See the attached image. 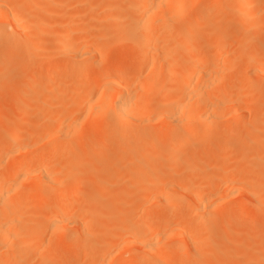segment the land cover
<instances>
[{"label":"bare ground","instance_id":"obj_1","mask_svg":"<svg viewBox=\"0 0 264 264\" xmlns=\"http://www.w3.org/2000/svg\"><path fill=\"white\" fill-rule=\"evenodd\" d=\"M48 1L51 3L53 2V5L56 3V6L58 4L61 5V7H63L65 10L62 13L59 10V12L56 14L55 12L57 10H54L50 4H46ZM71 1L73 4L68 3L65 8L64 6L68 2L67 0H0V76L2 75L4 64H7L8 60H11L13 57L28 58V56L33 55L36 49H40L42 46L46 45L43 50L45 51V49H47L49 46V51L46 50V54L40 55L38 62H49L50 68L47 73V79H59L60 82L59 87H56L55 84V86H53L52 84L47 83L42 91H30L27 100H23L21 103L19 102L17 104L12 103L10 107L7 106V108L9 107L8 109L6 108L7 112L5 108H0V122L6 121V118L8 119V114L11 117L12 113L10 112L13 111L12 108L16 110H14L15 112L37 117V122L28 128L21 127L17 120H15L16 122L13 121V118H11L12 120L8 119L10 121L9 126L6 127L5 130L3 129L0 131V154L9 155L11 152V147L18 146L23 140H26L28 145L29 143L31 144L32 141L34 142L36 140H38L37 143L41 144V148L37 149L31 155L25 153L28 151V148H30H27V144V146H24L27 148V150H22V148L15 147L19 148L20 151H23V153H20H25L23 157H21V160L13 159L5 165L0 164V264H11L13 262V258L15 261L18 259V257L22 256L20 255V247H17L16 249L13 247L15 246L14 244L16 241L20 239V241H22V239L30 238L28 244L26 243L24 247L35 244L36 238L43 233L40 220L45 217H47L48 220L47 226L51 225L52 228L59 229L63 225L67 226L70 224L78 230L77 238H74L69 242H65V240H63L61 244L59 243V245L58 238L60 240L61 234H56V237H58L56 238L57 242L55 243L57 244L53 246V252L58 254H61L60 252L63 251L67 252L68 257L70 256L78 258L76 264H89L91 262V259L89 258L90 256L88 254L83 252L81 254L80 252V255L77 253V251L70 254L67 250L69 247L76 249L80 247L83 242L87 241L84 236V232L90 226L88 221L83 216L84 211L79 212L77 210V207L74 204L75 201H72V195L83 189L86 178L94 179L96 174L102 175V167H98L99 169L101 168L100 170L96 169L97 171H95L92 169L87 173L80 171V167L82 166V157L86 152V146L84 147L85 149L79 151L78 161L71 163L63 169H60L59 166L58 168H55L59 171L54 173V177L51 175L53 174L52 172L49 173L47 171V165L49 163L57 159L59 155L69 151L66 141L71 140V137L70 139L67 137L69 135L72 136L74 134L80 133L81 131L84 134L96 133L97 135L104 137L101 141L98 140L91 147V151L96 156L100 157V155L106 153L109 151V149L111 150L113 146L119 147L118 163L120 167L118 169H113L111 173H109L104 178L106 185L108 184L110 187L113 186V176H123L122 174H127L125 176H128L129 174L132 175L135 173L146 175L143 177L145 178V184H143L144 186L140 188V185H137L140 189L138 188L139 191L137 193L135 192L137 194L135 200H137V197H140L139 192L142 189H144L143 197L146 198L143 204L146 212L144 210L140 219L136 214V219L141 221L139 222L138 220L136 221L137 223H133L136 215L132 214L131 212L133 209L131 208V203L126 202L124 204L125 207H129L128 210L123 206V203L120 200L117 202V204L113 206L110 205L111 207L109 209L107 208V218L109 221H111L110 224L113 222V225L111 226H114L115 229L111 226H107L109 221L107 222L106 227H110V229L114 231L112 233V238H115L117 241H115V239H111L112 241L101 244L98 247V250H101L100 253L98 251L99 257L101 255L102 258L106 260V250L108 248L110 250H114L112 245L116 244L115 247H117L118 243L121 242L120 239L126 237L124 239L125 241L121 242L123 244V250H125V247L127 249V246L129 248L132 244H134L139 248L140 254H131L130 251V255L126 254L128 256H125V253L127 252L126 251L123 255H120L121 257L118 256L120 258L119 260L115 262H111L112 259L110 261L109 259L106 261L102 260V264H132L133 258L137 259L135 264H180L186 255H189L190 253L198 254L201 247L204 246L203 242L207 241L206 239L209 236L216 233L213 223L215 221V216L219 211L229 208V211L224 213L223 224L225 226L234 222L235 226L240 229L245 225L246 217L243 213L245 209L244 205L241 203L237 204L238 202L235 203L233 201V198L237 193L241 194L240 192H248L247 194L250 193L251 200L254 204L257 205L260 203L258 191L251 192L252 190L245 188L246 191L241 189L239 192L245 181L244 178L236 177L234 180L229 182L227 181V174L230 172L228 173V171H225V167H227L228 164L231 166V163L233 164L234 161L230 163L231 159L226 157L228 155L225 156V154H227L226 151H224L225 154L223 155L219 154V157L222 156L226 157L227 159H223L222 164H219L221 162L219 161L217 165L225 166L224 168L222 167L225 174H219L221 169L219 172L216 170L217 173H210V171H208L209 169L207 170L208 173L203 171V167L201 168L199 164L204 162L207 164V159L211 157L212 153L211 151L206 152L205 147L208 144L212 145L214 140H210L208 142L202 140L200 141L199 127H203V132L206 134L212 132L218 126L221 127L219 140L221 141L223 148L233 146L234 148L236 147L241 151V148L244 144L250 146L252 143L256 142V138L259 137L258 135H255L256 138L254 137L255 139H253L254 135L251 137V134L248 133L247 135L245 134L242 139L235 140L234 134L242 131L244 132V130L246 131V124H244L246 123L244 119L245 116L253 115L259 113L260 111L263 112L260 108V105L254 102L251 96H248L247 98L243 95V93L249 92L250 94L251 91L264 87V82L262 80L263 78H261L264 76V62L262 61L263 65L260 64L261 62H255L262 66H255L256 64L254 65L252 63L251 65H254L255 67H252L251 65L250 67H247L252 72V75L256 78L252 84H250L251 82L249 83V80L247 81L246 79V83H240L239 86H236L240 88L236 89H239L237 93L231 94L230 92L229 94V91L226 92L225 88H222L221 85H219L221 88L217 87H219L218 83H221V80H223L224 77L229 73V64L232 63L234 59V54L232 52L229 54V51L232 50L230 47L238 44L239 48L241 47L242 49L244 46L250 43L252 51L257 50L260 47L263 48L264 42L262 38L264 37L262 36L264 32L261 33V31L264 30L255 32V30L250 31L248 27H246L247 30L242 29L244 30L243 33H245H240L242 34V36L239 37L240 39L237 37L240 42H238V40L237 42H235L236 40L233 42L231 36L234 33H231L229 31L231 29L229 28V30L214 31L213 25H215V22H226V8L228 5V7H230V3H228L226 6L224 0H206L203 7L192 13V16L191 12L193 11L189 10V2L191 0H125V2L123 0L121 3L124 2L125 4L112 5L108 3L105 5V7L116 12L120 9L122 10L121 12H124L126 7H129L133 9L135 13L133 16L135 18H132L133 16L130 17L129 24L131 25H127L125 28H128V31L125 30L123 39L120 37L121 31L118 28H115L113 38H110L109 36L105 37L107 38L105 39L103 38L104 35L102 32L98 33V31L93 28L96 26L90 27V22L88 24L86 22V24H83V20H81L83 22L82 23L81 21L75 19L76 16L74 17L70 13H64L65 11L67 12L69 7L73 8L71 5H74V3L78 0ZM263 3L262 5L264 6ZM62 4H64V6ZM47 5L52 7L50 8L53 12H51ZM81 5L85 6L84 4ZM91 5L95 6L93 2ZM91 5L89 4V6ZM122 5L126 6L123 7L124 10L121 7ZM75 6H77L76 3L74 8ZM92 7L93 6H91V8ZM76 8H78V6ZM102 8H104V5ZM231 8L232 7H230V9ZM116 12L114 13L116 14ZM82 13L79 15H82ZM108 13H106V15H108ZM76 14L77 11H75V15ZM103 14L105 15V13ZM115 14L114 17H116ZM85 15L88 16L86 13ZM189 15L191 16L190 18H188ZM53 16H58L57 18H59V20L54 21L51 18ZM131 18L134 19V21H132ZM175 20H184L181 26L176 27L178 35L182 37H190V39L184 45L185 49L193 52L198 45L197 42L199 43V41H202L200 40L201 38L205 37L206 39L207 36L216 32L218 35V41H220L222 44V51L220 53L221 55L212 56L210 60H207L205 56L204 58V54L201 55L203 58H200L193 53L194 55L192 54V57L189 60L191 67L187 69L185 68L181 71L183 78L180 81L177 79L178 73L173 70V77H170L166 81L167 88L165 91H161V100L163 101L162 103L165 107L160 109L154 107V112L153 105L150 106L149 104L153 103L152 100L156 94L154 93L152 96L151 89L155 87L154 85L161 86L163 81L155 78L157 75L154 76L153 73H151L155 62L158 61H156L157 58L154 55L148 54L147 49H149V47L150 49L153 47V50L156 48L160 49L162 47L161 44L165 43L163 41H172L171 36L174 31L171 27L173 26L171 23ZM232 22H229L230 25ZM218 23L216 24L218 25ZM53 24L56 25H54L55 27H58L57 31H55L56 28L53 30L55 31V34H51L52 30L50 31V29L54 26H52L50 29H47L48 31L44 32L45 29L43 27L47 28L48 25L51 26ZM87 25H89L88 27L90 28H88ZM230 25L229 27L232 26ZM37 26L38 28L40 27V29L43 28L44 31L39 30V34L33 37L31 30L34 31L33 28L35 27L36 29ZM130 26L131 28H129ZM164 28H168L169 30L166 35L162 37L160 31L162 32ZM98 30H100V28ZM104 30L105 29L103 28L102 31ZM237 30L239 31L238 28ZM79 34L80 37L78 38ZM30 38H32V40H30ZM105 40L110 42L106 43ZM121 41H125L131 47L139 51L138 55L134 57L133 63H138L143 59L146 60L147 67L150 72L145 73L141 69L133 71L130 77L131 80L133 79L137 81L136 86L138 87L134 86L132 90L129 88L130 85L128 86L130 81L127 83V80L123 76L124 72L127 70L126 66L120 65L117 67H110L106 63L112 46L121 43ZM230 41L232 46L228 47L227 50L226 48ZM245 41L248 43L245 44ZM243 42L244 45H242ZM158 43H161V47ZM165 46L166 49L169 48L168 44H165ZM165 46L160 50H156L161 51L165 48ZM172 46L173 45L170 47L172 48ZM164 51L167 52L166 50ZM163 52H160V54ZM165 55L166 54L164 53V55L162 54L158 58L161 59ZM75 59H83L84 64H80L77 67L72 66L66 70H63L61 73L59 72L57 68L58 63L62 61H73L72 63H74L77 61ZM163 59L165 58H162V60ZM93 62L97 63L93 65ZM42 74L43 73L37 74L33 78H27V84L23 89L29 90L28 83L41 80L43 78ZM211 75L214 76L212 77L214 79H211L214 82L210 80ZM208 80L209 82L216 83L217 87H210V83H207ZM138 82H141V85ZM237 84L238 83H236V85ZM247 84H249V86ZM214 86L216 85L213 84V87ZM244 90L246 92H244ZM157 97L160 96L157 95L156 98ZM173 98H177V100L175 101L174 105L172 104V107L171 105L169 107V103ZM157 100L159 99L157 98ZM156 104L158 103L156 102ZM148 107L151 108L152 111L151 109L149 110ZM226 111H229L230 116L233 118L238 117L241 119H238L234 125H232L231 122H225L224 120V122H222V115L225 114ZM84 120L87 122L85 123ZM242 120H244V122ZM247 120L249 121L250 119ZM252 120L253 119L250 121ZM139 124H142L141 127H143L144 131L143 136H141V142L133 144L131 148L130 145L132 142L126 138V135L130 126L134 127L138 126ZM150 124H154L156 127L157 125L163 127H160L159 129V126L157 128L154 126V129H149L151 128ZM108 125L115 127V130L112 134H109L111 133L109 131H112L113 129L104 130V126L107 127ZM103 127L104 129H102ZM102 132H107V134L105 135ZM232 133L233 135L231 136ZM260 138L263 139L262 137ZM257 140L259 141H257V143H260L261 140H259V138H257ZM155 141H163L165 142V146L161 147V150H157L153 146ZM243 141H245V143H242ZM74 144H72V146H74ZM21 145L23 146V144ZM169 146L171 147L170 150L167 149ZM184 146H190L192 148V161H189L187 164H181L178 162L170 164L168 159L169 151L177 152ZM254 146L255 144L252 145V147ZM55 148H59L60 153L55 155L50 154ZM12 149L14 150V148ZM248 149L250 150L251 147ZM252 150L253 149H251V152H254ZM244 151L247 152V149ZM28 153L30 152L28 151ZM261 154L258 153V157L256 156L257 159L254 160L255 163H257L259 160L258 158L262 159L263 155L261 156ZM8 155L6 156L8 157ZM254 155L255 152L254 154L252 153L249 155V157L251 156V161H253V158H255L253 157ZM12 158L13 157L10 156V160ZM225 160L227 162L229 160L227 165L224 164ZM210 162L213 161L211 160ZM210 162H208V165H206L207 168L213 163L215 164L217 161L215 160L211 165H209ZM133 163H137L138 167L133 168ZM61 164L63 165L64 161L61 162ZM234 165L235 162L233 166ZM182 166L186 168L183 173L178 174L177 170ZM246 166H249V164ZM258 169L256 171H258ZM261 172L263 173V170H261L260 173ZM257 173L259 174V172ZM30 174H33L35 176H33L34 179L36 178L38 181H29ZM69 174H78V177L70 182V192L72 193L67 196L68 203L66 202L65 205H57L56 203V206L58 207L53 206L52 209L48 206H46V208L43 206L44 210L42 209L39 212H35V210L34 213L36 214H32L30 216L27 215L28 212H26L27 214L25 213L26 210L24 211L23 207V204L25 203L24 194H27L26 191H24L27 190L25 187L28 186L27 191L29 192L41 191L46 187H52V185L55 183V176H57L60 181L64 182L69 179ZM81 174L87 175L85 176ZM220 175L225 177V185L229 184L228 186L225 187V185L222 186L221 184V186L217 185V180ZM143 178H140L141 181H139L142 182ZM58 181H56L57 184ZM24 183H26L27 186ZM251 183L250 185H252ZM219 187L224 189L221 190ZM108 195L112 197V195ZM183 197L188 198V203L184 201ZM127 204H131V206ZM160 206H171L172 209L165 212L158 209ZM181 207H187L188 214L177 215L175 213V209ZM231 208H238L240 213L234 214L232 211H230ZM30 212L32 211L30 210ZM103 212H105V210H103ZM38 219L40 220L38 221ZM114 224H116L117 227H115L116 225ZM155 224L157 226L156 228L151 227ZM147 225L148 228L144 229V226L147 227ZM197 231H202L203 233L206 232L204 234H208L209 236L194 238L193 235L195 236V234L193 233ZM104 234L105 233L102 231H99V235ZM129 238L131 239V242L128 240ZM88 243L89 246H93L91 241H88ZM110 250H107V253ZM123 250L121 247H119L117 251L121 253ZM203 252H208L205 249V246ZM65 254L66 253H64V255ZM104 254L105 256H103ZM118 254L119 253H117V255ZM216 254L223 256V259L225 260L224 257L230 258V256L240 255V250L236 248L224 249L223 246L221 251H216ZM244 254H246V252ZM251 257L254 260L255 257ZM109 258H113V256H110ZM170 258L173 259L170 260ZM220 261L222 262V260ZM97 262H99V260H97ZM47 264H64V262L56 260Z\"/></svg>","mask_w":264,"mask_h":264},{"label":"rangeland","instance_id":"obj_2","mask_svg":"<svg viewBox=\"0 0 264 264\" xmlns=\"http://www.w3.org/2000/svg\"><path fill=\"white\" fill-rule=\"evenodd\" d=\"M67 1L68 2H67V4H65V6H64V4H62L65 8L68 5V3L69 4L72 3L71 0H67ZM78 1H80V0H78ZM122 1L123 0H121V1L120 0H93V1L92 0H82L79 3L75 2L77 4L78 8H76L77 6H75V8H74V5H75V3H74V5H71V6H73V8L69 7L70 10L68 8L67 12L65 11L64 13L65 14L70 13L72 16H74V17L76 16L75 17L76 20H79V21L83 20L84 23L81 21L83 24H86V23L88 24L90 22L89 23L90 27L96 26L97 29H96V27H93V28L96 31H98V33L102 32V34L104 35L103 38L109 37V36H110V38H113L114 37L113 36L114 30H115V28H118L121 31L120 37L123 39L124 34H125V30L128 31L127 30L128 28L127 29H125V28L127 27V25L128 26L131 25V24H129L130 23V17L135 15L133 9H131L129 7L127 8L125 5H122L121 6L122 9H123V7H126V10L123 9L124 12H121L122 10L120 9L116 12V11H113V10L105 7V5L108 3L112 4V5H117V4L121 5L125 2V0L123 3H121ZM188 1H190V0H188ZM224 1L226 3V6L228 3H230V7H232L231 8L232 10L230 9V7H228L229 6L228 5L226 8L227 12L225 13L226 22L225 21H220L221 23L219 21H218L219 23L215 22L214 24L217 25L216 23H218V25L217 26L213 25L214 31H219V30L223 31V30L231 29L229 31L231 33H234L231 36V38L233 39V42L235 40H236L235 42H237V40L240 39L239 37L242 36V34H240V33H243L244 30H247L246 27H248V29L250 31L255 30V32H260L261 30H264V6L262 5V3L264 2L263 0H224ZM92 2L95 4V6L91 5ZM205 2H206V0H191L189 2L190 3V5H189L190 9L189 10L193 11V12H191V16L193 15L192 13H194L195 11L202 8L203 5L205 4ZM52 3L49 1L46 2V4H50L54 8V10H57L55 12L56 14H57V12H59V10L61 13L65 10V9H63V7H61V5L58 4L56 6L55 5L56 3H54V5ZM86 3H87V6H89V4H90L93 7L91 8V6H89L88 8H86L87 7ZM81 4H84L85 6H83ZM79 5H81V6H79ZM103 5H104V8H102ZM47 6L49 8L51 7L49 5H47ZM51 8H50V10H51ZM75 11H77L76 15H75ZM51 12H53V11L51 10ZM114 12H116V14ZM80 13H82V15H79ZM85 13L88 16H86ZM103 13H105V15ZM106 13H108V15H106ZM121 13H124V14H121ZM114 14L116 15V17H114ZM122 15H124V16H122ZM91 16H93L94 18ZM191 16L189 15L188 18H190ZM57 17L58 16H56V17L53 16L51 18L54 21H56V20H59V18H57ZM90 17H91V19H90ZM132 18H135V17L133 16ZM132 18H131V20L134 21V19H132ZM88 20H90V21H88ZM132 21H131V23H132ZM187 21H189V20H187ZM230 21L231 22L233 21L231 23V25L233 27L230 25V23H229ZM183 22H184V20H175L174 22L171 23L173 26H171V25L170 26L172 27V29L174 31V33L171 36L172 41L171 40H170V42L168 40L163 41L165 43H162V44L160 43L162 45V47L158 43L161 48H163L165 46V44H168V47H169L168 49H166L167 45L161 51H157V50H160L161 48L160 49L156 48L157 50L154 48L155 50H153L152 49L153 47H151V49L149 47V49H147V52L149 55H154L158 59V60L156 59V61H158V62H155L151 73H153L154 76H156V75L158 76V77L156 76L155 78L159 79L160 81H163V83H161V86L160 85H158V86L154 85L155 87H153L151 89V91H152L151 95L154 93L156 94V95H154V99L152 100L153 103L154 102L155 103L149 104L150 106L153 105V108L157 107L158 109H160V108L165 107V106H163V103H162L163 101L161 100V91L163 92L167 88V84H166L167 79H169L170 77H173L172 72L174 70L175 72L178 73L177 79H178V81H180L183 78L181 75V71L184 70L185 68L187 69V68L191 67L189 60L191 59L193 53L196 54V56L200 57V58L202 57L201 55L204 54L203 57L205 56L207 58V60L208 59L210 60L212 58V56L221 55L220 53L222 51L221 50L222 44L220 41H218V35L216 32L213 34H210L211 35V36L209 35L210 38H209V36H207L206 39H205V37L201 38L200 40H202V41H199V43L197 42L198 45L193 52H190L189 50L185 49L184 45L187 43V41L190 39V37H182V36L178 35V31L176 29V27L181 26L183 24ZM53 23H55V22H53ZM97 23H98V25H97ZM54 25L55 24H53L51 26L48 25L49 28H48V26H47V28L43 27L45 29V31L43 28L40 29V27L38 28V26H37L36 29H35V27L33 28L34 31L31 30L32 32L31 31L30 32L32 33V36L34 37V36L39 34V30L40 31L43 30L44 32H46V31H48L47 29H50ZM229 25L232 28L229 27ZM55 26L50 29V31L52 30L51 34H53L55 31H57L58 27H55ZM88 26L89 25H87V27ZM234 26L236 29L234 28ZM90 27H88V28H90ZM99 28H100V30H98ZM103 28L105 29L104 31H102ZM129 28H131V26ZM219 28H221V29H219ZM237 28L239 29V31L237 30ZM54 29H55V31H53ZM242 29H244V30H242ZM106 30H107V32H106ZM109 30H110V32H109ZM168 30H169L168 28H164L162 30V32L160 31V34L162 35V37L166 35ZM163 31H164V34H163ZM263 32L264 31H261V33H263ZM261 36H262V34H261ZM79 37H80V34L78 35V38ZM237 37H238V39H237ZM262 37H264V33H263ZM105 39H107V38H105ZM262 39L264 42V38H262ZM30 40H32V38H30ZM105 41H106V43H109L111 41V39L109 42H107V40H105ZM105 41H103V42H105ZM174 41L176 42V44ZM238 42H240V41L238 40ZM246 43H248V42L245 41V44ZM158 44H157V47H158ZM0 45H1V42H0ZM171 45H173V46L177 45V46H175V47L172 46V48H171L170 47ZM242 45H244V42L242 43ZM230 46H232L231 41L229 42V45L227 46L226 49L228 50V47H230ZM233 46L230 47L232 50L229 51V54H231V52L234 54L233 62L229 64V73L224 77L223 80H221V83H218V86L221 85L222 88H225L226 92L229 91V94H230V92H231V94L237 93V91H239L240 88L236 87V86H239L240 83H244L246 81V79H247V81L249 80L248 81L249 83L251 82L250 84H252V82H254L256 77L252 75V72L247 67H250V65L252 63L254 65L256 64L255 66H257V65L262 66L263 65L262 61L264 62V47L263 48L260 47L257 50L252 51L250 43L247 44L246 46H244V48H242V49H241V47L239 48L238 44H236L234 47ZM42 47L40 49L39 48L36 49V51L33 53V55L28 56V58L27 57L26 58L13 57L11 60L7 61V64H4V68L2 70V75L0 76V81H1L0 82V108L6 109L7 106L10 107L12 103L17 104L19 102L21 103L23 100H27L28 94L30 93V91L31 92H33L35 90L42 91L43 88L47 85V83H50L53 86L56 85V87H59V84H60L59 79H55V80H48L47 79V73H48L49 68H50L49 62H47V61L38 62L39 56L46 54L47 51H49L48 50L49 46L47 47V49H45V51L43 49L46 47V45L42 46ZM235 47H236V49H235ZM164 50H166L167 52H165ZM138 52H139L138 50L131 47L125 41H121V43L115 44L112 46V48L109 52L108 58H107V62H106L110 67H117L120 65L126 66L127 70L124 72L123 76L127 80V83L130 81L128 83V86L129 85L131 86V87L129 86V88L131 90L133 89L134 86L138 87V86H136L137 81H135L133 79L131 80V77H130L131 73L133 71H137V70L141 69L145 73H150L148 70V67H147L146 60L143 59L142 61H140L138 63H133V59H134V57H136L138 55ZM160 52H163L162 53L163 55H164V53L166 54L163 57L161 56L162 58H165V59L162 60V58L161 59L158 58V57H160V55H162V54H160ZM75 60H77V61H75ZM75 60H74L75 61L74 63H72L73 61L72 62L62 61V62L58 63L57 68H58L59 72L61 73L63 70H66L72 66L77 67L80 64L81 65L84 64L83 59H75ZM82 60H83V62L81 63ZM255 62H261L260 64H262V65H259L258 63H255ZM0 63H1V60H0ZM75 63L78 65H76ZM95 63H97V62H93L92 64L95 65ZM254 65H251V66L255 67ZM40 73H43L42 74L43 78L41 80L28 83V89L29 90L23 89L27 84L26 83L27 78H33L37 74H40ZM210 77H211L210 80L214 79V78H212V77H214L213 75H211ZM261 78H263L262 80L264 82V76H262ZM211 81H213V80H211ZM208 82H209V80L207 81V83ZM209 83H210V87H212V88L217 87L216 83H212V82H209ZM236 83H238V84L236 85ZM139 84L141 85V82ZM213 84L216 86L213 87ZM247 85L249 86V84H247ZM221 87L219 86L217 88H221ZM174 88H176V87H174ZM237 88H239V89L236 90ZM25 90L27 91V93ZM245 90H244V92H246ZM242 93H243V91H242ZM247 93H243V95L247 98H248V96L249 97L251 96L253 98L254 102H256L258 105H260V108L262 109L263 112L260 111L259 113L249 115L250 117L245 116L244 119H245L246 123H244V124H246V126H245L246 131L244 130V132L242 131V132L235 133L234 134L235 140L242 139L245 134L247 135L249 133V134H251V137L254 135L253 139L256 138L255 135H258L259 137H257V138H259V140H261L260 143H257L258 140L256 138V142L252 143L250 146L249 145L247 146L246 144H244L243 147L241 148V151L239 149H237L236 147L234 148L233 146L223 148V145H222L221 141L219 140V134L221 133L220 132L221 127H219V126L216 127L212 132H210L208 134L203 132V127H199V140L200 141L202 140V141L208 142L210 140H214V143L212 145L208 144L205 147L206 152H209V151L212 152L211 157L209 159H207V164L204 162L205 164L201 163V164H199V166L201 168L203 167L202 168L203 171H206L207 173H208V171H210V173H214V172H216V170H217V172H219V170L221 169L219 174H222V173L225 174V172L223 171L224 169H222V167L224 168L225 166L219 165L220 166V168H219V166H217V165H218L219 161H221L219 164H222L223 159H225L226 157H229V159H231L230 163L234 161L235 165L233 166V164H234V162H233V164L231 163V166H229V164L227 165L229 160H228V162L225 160L226 163L224 162V164L227 165V167H225V171H228V173L230 172L229 174H227V172H226V174L228 176L227 181L229 182L231 180H234L236 177L244 178L245 181L242 185V188H240L239 192L241 191V189L245 190V188L252 190L251 192L258 191L259 193L258 192L257 193L259 194V202L260 203L257 205L254 204L253 201L251 200L250 193L247 194L248 192H246V193L240 192L241 194L237 193L234 196L233 201L235 203L238 202L237 204L241 203L244 205L245 209H244L243 213L246 217L245 225L240 229H238L235 226L234 222H232V224L230 223V225L228 224L227 226H225L223 224L224 213L229 211V208H225L223 211H219L216 214L215 221L213 223L215 226V232L216 233L212 234L211 236H209L208 234H204L206 232L203 233L202 231H197V232L193 233V234H195V236L193 235L194 238L209 236L206 239L207 241L203 242V245L205 246V249L208 252L207 253L203 252V250H204V246H203V247H201L202 250L200 249V252H198V254L190 253L189 255H186L180 264H220V263L221 264H264V174H263L264 173V161H263V157H264V87H261V89L251 91L250 94H249V92H247ZM157 95L160 96V97H157L159 100H157V98H156ZM173 99H174V102H173ZM173 99L169 103V107H170V105L172 107L174 105L175 101L177 100V98H173ZM156 102L158 104H156ZM160 103H162V104H160ZM149 105H147V106H149ZM160 106H162V107H160ZM155 108H154V112H155ZM7 109H6V112H7ZM12 109H13V111L15 110L14 108H12ZM150 109L151 108H149V110ZM13 111L10 112V113H12L11 117L9 116V114L7 115L6 112H5V114L8 116L9 120H12L11 118L14 119L13 121L17 120V122L19 123V125L21 127L28 128L37 122V117H35V116H31L29 114H22L20 112H15L16 110L14 112ZM151 111H152V109H151ZM228 112L229 111H226V113L222 115L223 116L222 122H224V121L225 122H231V124L234 125L235 122L238 121V119H241L238 117L233 118L232 116H230V112L229 113ZM3 114H4V112H3ZM8 119L6 118V121L0 122V131L3 129L5 130V128L9 126L10 121ZM247 119H250V120L253 119V120L248 121ZM242 121L244 122V120H242ZM84 122L86 123L87 121L84 120ZM22 124H25V125H22ZM111 126L112 125H108L107 127L104 126L105 129H104V127L102 129H104V130H108V129L112 130L113 129L112 131H109V132H111L109 134H112L115 130V127L114 126L111 127ZM141 126H142V124H139L138 126H134V127L133 126L129 127V131H128L129 135L127 133L126 138L131 140V142H132L130 145L131 148H132L133 144L141 142V136H143V132H144L143 127H141ZM150 126H151V128H149V125H148L149 129H152V128L154 129V126H155V128H157L159 125H157V127H156V125L150 124ZM138 127L141 129V131ZM160 127H163V126H159L158 128L160 129ZM107 132L103 133V134L106 135ZM232 135H233V133L231 134V136ZM72 136H73V139H72ZM72 136L69 135L67 138L70 139V137H71V140L66 141V145H67L69 151L66 153H63L64 155L63 154L59 155L60 157L58 156L57 159H55L54 161L49 163L47 165V171L49 173L52 172L53 174H51V175L53 176L55 172L59 171V170L55 169V168H58V166L60 169H63L65 167H67L68 165H70L71 163L78 161L79 151H81L82 149H85L84 147L87 146L86 152L84 153V156H83L84 158L82 157V161H81L82 166L80 167V171H82L83 173H87L92 169L97 171L96 169H99L98 167H102V175L96 174V177L94 179L86 178L83 189L81 191H79L78 193H74L72 195V201L73 202L75 201L74 204L77 207V210L79 212L84 211L83 216L88 221L90 226L84 232V236L87 239V241L83 242V244L76 249L69 247L67 249L68 252L71 254V253H74L75 251H77V253H79V254H80V252H81V254H82V252L85 254H88L90 256L89 258L91 259V262L89 264H94V262L96 264L97 260H99V262H97V264L98 263L102 264V260L106 261L108 259H109V261L112 259L111 262H115V261L119 260L120 259L119 257H121L120 255L121 254L123 255L126 251L127 252L125 253V256H128L126 254L130 255V253L131 254L133 253L135 255H138V253L140 254L139 248L132 243H130V244H132L131 247L128 248V246H127V249L125 247L124 248L125 250H123V248H122L123 244L121 242L125 241L124 239L126 237L121 238L120 239L121 242H119V241H118L119 243L116 242V243H118L117 247H115L116 244L112 245V247H114V250H110L108 248L107 250H110L109 251L110 253L109 252L107 253V250H106V253H105V254H107V256L105 257L106 260L103 259L101 255L99 257L98 251L100 253L101 250L100 249L98 250V247L101 244L107 243V242L115 239V238H112V233L114 231H112L110 229V227H106V224L109 221L107 218V211L111 207L110 205L113 206V205L117 204V202H119V200L123 203V206L126 202L131 203L132 204L131 208H133L131 212H132V214H135V215L137 214L139 219H140L142 213L144 212V210L146 212V209L143 207V204H144L145 199H146L145 197H143V194H144L143 190L144 189H142L139 192L140 197H137V200H135L136 199L135 197L137 196L136 193L139 191V189L141 187L144 186L143 184H145V181H144L145 178H143V177H145L146 175L140 173L142 175V177H141V175L139 173H135L132 175L129 174L128 176H125L127 174H122L123 176H113L112 177L113 186L110 187V185H108V184L106 185L104 178L109 173H111V171L113 169H118L120 167V165L118 163L119 147L113 146V148L111 150L109 149V151L100 155V157H99V156H96L91 151V147L98 140L101 141L104 137L99 136L96 133H91V134L85 133L84 134V133H82V131L80 133L74 134ZM260 137H262L263 139H261ZM23 141L18 146H14V147L12 146L11 150H10L12 153L10 152L9 155L8 154H5V155L0 154V159H1L0 161H2V162H0V164L5 165L6 163H9V161H12L13 159H16V160L20 159L21 160V157H23V155L25 153L28 155H31L37 149L41 148V144L37 143L38 140H36L34 142L32 141V143L31 144L29 143V145H28L26 140L24 141V143H23ZM71 141H72V143H71ZM157 142L155 141L153 146L157 150H161V147L165 146V144H164L165 142H163V141H160L158 143ZM34 143H36V144H34ZM242 143H245V141H243ZM256 143H257V145H256ZM21 144H23V146ZM72 144H74V146H72ZM253 144H255L254 147H252ZM24 146H27V148L30 147V148H28V151L30 153H28V151L27 152L24 151L25 153L22 154L23 153L22 150H27V148ZM15 147L22 148V150L20 151L19 148H15ZM250 147H251V149H253L252 151L255 152V155L253 156L255 158L252 157L253 161L250 160L251 156L249 157L250 154H252V153L254 154V152H251V149L250 150L248 149ZM12 148H14V150ZM170 148H171L170 146L167 147L168 150H170ZM246 149H247V152L244 151ZM54 150H52V152L50 154L55 155V154L60 153L59 148H55ZM224 151H226L227 154H225ZM20 152H22V153H20ZM2 153H4V152H2ZM258 153H260V154L262 153L261 156L262 155L263 156H262V159L258 158L259 160L257 161V163H255L254 160L257 159ZM219 154H221V155L225 154V156L226 155H228V156H226V157L220 156L221 157L220 158ZM240 154H241V157H240ZM6 155H8V157ZM216 155H218V156H216ZM10 156L13 157L11 160H10ZM241 158H242V160H241ZM168 159L170 161V164H172L174 162H178L181 164H187L189 161H192V159H193L192 148L190 146H184L181 150H179L177 152H170L169 151ZM209 160L210 161L212 160L213 162L216 160L217 161V162H215V164L217 163L216 166L213 162H210ZM260 160H261V162H260ZM5 161H7V162H5ZM63 161H64V164L62 165L61 162H63ZM208 162H210L209 165H211L212 163L213 164L211 166H208V168H207L206 165H208ZM247 164H249V166H246ZM90 165H91V167H90ZM102 165H104V166H102ZM213 165H214V167H213ZM132 166H133V168L138 167L137 163H133ZM185 168L186 167L182 166L181 168H179L177 170V173L178 174L183 173ZM258 168H260V169H258ZM257 169H258V171H256ZM51 170H54V171H51ZM259 170L260 171L263 170V173L261 172L262 173L261 174ZM255 171H256V173H255ZM257 172H259V174ZM99 173H101V172H99ZM81 175L86 176L87 174H81ZM29 176H30L29 181L32 180L31 182H33V180L34 181L36 180V178L34 179L35 176L33 174H30ZM31 176H32V179H31ZM55 177H56L54 180L55 183L52 185L53 188L51 186H49L48 188L46 187L41 191H37V192L33 191L34 193L31 191H30L31 193L29 191H27L28 186L26 185V183H24L27 186V187H25L27 190H24V191H26V193L28 195L24 194V202L25 203L23 204V207H24V211L26 210L25 213L28 212V214L26 213L27 215L30 216L32 214H36V213H34V211L35 210H36L35 212L41 211L43 209V206H44V208H46V206H48L49 208L52 209L53 206L58 207V206H56V203H57V205H60V204L65 205L66 202L68 203V199H67L68 197L67 196L70 193H72V192H70L71 191L70 182L73 181L75 178H77L78 174H69L68 175L69 179L64 181V182L60 181L57 178V176H55ZM140 178H143L144 182L143 181L140 182L141 181ZM36 181H38V180H36ZM56 181H58V184L56 183ZM250 183L252 185H250ZM220 184L222 186L225 185V177L222 175H220V177L217 180V185L221 186ZM119 185H120V187H119ZM137 185H140V188ZM228 185H225V187ZM220 189L223 190L224 188L221 187ZM108 194L112 195V197L109 196ZM117 196H118V198H117ZM183 199L186 203H188L187 197H183ZM85 202H86V204H85ZM80 203H81V205H80ZM131 204L130 205L127 204V205L131 206ZM125 208H127V210H128L129 207H125ZM158 209H160L161 211L167 212V211L171 210L172 208H171V206H160ZM30 210L32 212H30ZM85 210H86V212H85ZM103 210H105V212H103ZM230 211H232L234 214L240 213V210L238 208H233V209L231 208ZM175 213L177 215L188 214V208L187 207H181V208L175 209ZM137 215L135 216V219L133 217V219H134V220L132 219L133 223L134 222L137 223L136 221L139 220V219H136ZM39 220L40 219H38V221ZM41 220H40V223H41V227L43 230L42 235H40L36 238L34 245H29L28 247H24V245L26 243L28 244L30 238L22 239V241H20L21 239L16 241L14 244L15 246H13V247H15V249L17 247H20V252H21L20 255H22V256L18 257V259L15 260L16 262L14 261V258H13V262L11 264H47L51 261L53 262L56 260H58V261L60 260V261L64 262V264L65 263L66 264H76L78 261V258L70 257V256L68 257L67 252H65V251L60 252L61 254L53 252L54 251L53 246L55 244H57V243H55V242H57L56 238L58 237V236L56 237V234H58V235L61 234L60 240L58 238V245H59V243L61 244L63 240H65V242H69L70 240L77 238L78 237V230L76 228H74L73 225H70V224H68L70 226H68V225L64 226L63 225L62 227H64V228L61 227L59 229H55V228H52L51 225L47 226V224H48L47 217H45ZM140 221L141 220H139V222ZM110 222L111 221H109V223H108L109 225L107 224V226L113 225V222L111 224H110ZM100 223L102 225L104 223L105 224L102 226ZM97 224H99V225H97ZM100 225H101V227H100ZM114 225H116V224H114ZM92 226H93V228H92ZM48 227H49V230H48ZM95 227L96 228L98 227V228L96 229ZM102 227H104L105 229ZM111 227L114 228V226H111ZM115 227H117V225ZM144 227H141V228L147 229L148 225H147V227L146 226H144ZM149 227H150V225H149ZM151 227L156 228L157 226L155 224L154 226H151ZM151 227H150V229H151ZM164 227H165V225H164ZM161 228H163V227H161ZM94 229H95V232H94ZM99 231L100 232L102 231L105 234L99 235ZM96 232H98V233H96ZM201 234H203V235H201ZM52 238H54V239H52ZM55 239H56V241H55ZM128 240H130V242H131L130 238ZM88 241H91L93 246H89ZM115 241H117V240L115 239ZM113 243H115V242H113ZM204 243H206V244H204ZM109 246H111V245H109ZM223 246H224V249H228V248L229 249L230 248L231 249H235V248L239 249L240 255L230 256V258L224 257L225 258V260H224L223 256L216 254V251H221ZM112 247H111V249H112ZM119 247H121V249L123 250V251H121V253L119 251H117ZM116 248H117V250H116ZM243 252L244 253L246 252V254H244ZM247 252H248V254H247ZM64 253H66L65 254L66 256L64 255ZM103 253H104V251H103ZM117 253H119V254L117 255ZM250 253H252V254H250ZM105 254L103 256H105ZM108 254H109V257L113 256V258H109ZM245 255H246V257H245ZM251 256L255 257L254 260L252 259ZM248 257H250V258H248ZM100 258H101V260H100ZM22 259H24L25 261ZM135 259L136 258H133L134 264L137 262V259L136 260ZM171 259H173V258H170V260ZM134 260H135V262H134ZM220 260H222L223 263ZM10 261H12V260H10ZM79 264H84V263H79Z\"/></svg>","mask_w":264,"mask_h":264}]
</instances>
